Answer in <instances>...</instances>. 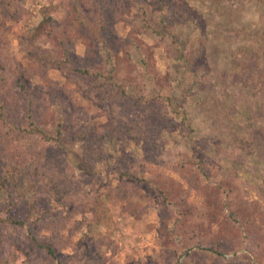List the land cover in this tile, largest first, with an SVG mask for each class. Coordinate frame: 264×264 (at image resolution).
Masks as SVG:
<instances>
[{"label":"rangeland","instance_id":"rangeland-1","mask_svg":"<svg viewBox=\"0 0 264 264\" xmlns=\"http://www.w3.org/2000/svg\"><path fill=\"white\" fill-rule=\"evenodd\" d=\"M0 217V264H264V0H3Z\"/></svg>","mask_w":264,"mask_h":264},{"label":"trees","instance_id":"trees-1","mask_svg":"<svg viewBox=\"0 0 264 264\" xmlns=\"http://www.w3.org/2000/svg\"><path fill=\"white\" fill-rule=\"evenodd\" d=\"M2 2H3V0H0V6H1ZM26 118H27V122H28V124L30 125V130H31V131H33V130L36 131L37 129H35L34 126H33V125H34V120H33V118H32L31 113H29V111L27 112ZM30 130H29V131H30ZM6 221H8V222H10V223H13V224H16V225H22V224H23V222H22L21 220H16V219H13V218L3 219L2 217H0V224H1V223H4V222H6ZM47 249H48V251H49L50 253L53 252V249H52L51 247H47Z\"/></svg>","mask_w":264,"mask_h":264}]
</instances>
